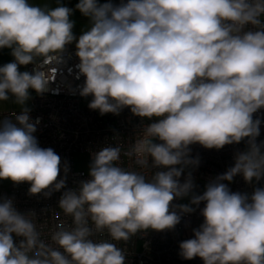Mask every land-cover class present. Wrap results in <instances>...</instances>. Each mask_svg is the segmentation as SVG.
I'll return each mask as SVG.
<instances>
[{
	"label": "clouds",
	"instance_id": "obj_1",
	"mask_svg": "<svg viewBox=\"0 0 264 264\" xmlns=\"http://www.w3.org/2000/svg\"><path fill=\"white\" fill-rule=\"evenodd\" d=\"M75 10L89 21L78 36ZM73 43L89 109L103 116L127 108L141 123L126 150L116 134L92 152L89 178L67 188L68 163L39 145L40 118L27 102L32 91H49ZM5 48L13 60L0 66V102L20 110L0 117V180L30 184L29 196L61 192L58 208L71 223L45 239L35 211L21 213L14 198L0 196V264H127L120 242L172 231L197 209L203 222L179 243L182 259L264 264V186L229 187L237 176L248 185L264 180L262 121L254 118L264 109V0H78L75 9L61 0L55 7L0 0ZM242 141L247 150L233 166L196 192L200 160L190 146ZM122 156L135 167L123 166Z\"/></svg>",
	"mask_w": 264,
	"mask_h": 264
},
{
	"label": "built area",
	"instance_id": "obj_2",
	"mask_svg": "<svg viewBox=\"0 0 264 264\" xmlns=\"http://www.w3.org/2000/svg\"><path fill=\"white\" fill-rule=\"evenodd\" d=\"M121 0H115L119 4ZM65 57L67 63L56 75V78L49 85V91L43 96L31 92L32 99L29 100L30 116L33 120L40 118L37 131L39 145L51 147L61 157L62 162L67 161L69 172L67 174V188H74L80 180L88 179V173L73 167L75 153H86L88 165L91 163V153L99 150L109 143H115L113 137L116 134L124 139L125 150L131 143L134 136V129L141 123V118L133 116L126 108L119 115L111 113L100 115L99 111L91 110L88 107L91 96L85 98L79 95L78 86L84 82V77L76 79L79 63L75 56V47H69ZM31 71L33 65L26 66ZM16 110L0 111V117L11 116L19 112ZM260 118V136L257 142L264 141V109L254 115ZM151 121L145 120L144 123ZM134 139V138H133ZM191 155L198 156L200 163L192 174L196 183L198 193L204 191L206 183L224 173L234 164V156L242 151L239 144L226 145L223 149H205L199 144L191 145ZM122 163L125 167H135L132 161L122 156ZM63 171L61 176H63ZM183 181V178H181ZM260 187L264 186V180L259 181ZM30 184L22 183L15 185L12 182L7 186L0 187V196L14 198V204L21 213L35 211L37 214L36 224L41 231L43 238L47 239L51 230L57 224H70L71 218L64 215L58 208V201L61 192L54 193L50 198H44L42 194L29 196ZM232 191L251 193L252 185H248L242 176H237L229 184ZM178 200L174 201L177 203ZM203 207V204L200 205ZM47 209L45 212L44 210ZM203 222L199 209L192 214L182 217L181 223L172 231H149L146 235L137 236L125 244L120 242L119 247L126 249L127 264H203L197 257L192 260H184L179 255V243L192 238V229ZM14 239L18 242L20 238Z\"/></svg>",
	"mask_w": 264,
	"mask_h": 264
},
{
	"label": "rangeland",
	"instance_id": "obj_3",
	"mask_svg": "<svg viewBox=\"0 0 264 264\" xmlns=\"http://www.w3.org/2000/svg\"><path fill=\"white\" fill-rule=\"evenodd\" d=\"M54 4H52L53 7L56 6V0H53ZM101 3L106 2V0H100ZM113 3H115L114 0H112ZM61 3L64 5L75 9V5L78 3V0H61ZM71 19L75 22V27L73 29L74 33L78 36L82 29L86 28L88 26V18L84 17L81 15V13L78 10H75ZM68 47H75V44L73 43L72 45H69ZM88 161V156L86 153H75L74 154V159H73V167L75 169H81L84 170L86 173H88L89 170V165L87 163ZM183 178V176L181 177ZM11 181L8 180H0V187L7 186L10 184ZM198 192L197 190H195ZM188 200H178L177 204L179 203H187Z\"/></svg>",
	"mask_w": 264,
	"mask_h": 264
},
{
	"label": "crops",
	"instance_id": "obj_4",
	"mask_svg": "<svg viewBox=\"0 0 264 264\" xmlns=\"http://www.w3.org/2000/svg\"><path fill=\"white\" fill-rule=\"evenodd\" d=\"M30 3L39 4L41 6L47 4L49 7H53V0H29ZM69 48V47H68ZM13 57L10 55V49H0V65L11 62ZM27 70L26 66H20V71ZM27 106L29 107V101L27 102ZM19 109V106L13 104L11 101L0 102V111L4 110H16Z\"/></svg>",
	"mask_w": 264,
	"mask_h": 264
},
{
	"label": "water",
	"instance_id": "obj_5",
	"mask_svg": "<svg viewBox=\"0 0 264 264\" xmlns=\"http://www.w3.org/2000/svg\"><path fill=\"white\" fill-rule=\"evenodd\" d=\"M240 147H241L242 151H246L247 150L246 141H242L240 143ZM251 185H252V188H254V187H260V183L259 182H256L255 180H253V182H252Z\"/></svg>",
	"mask_w": 264,
	"mask_h": 264
},
{
	"label": "trees",
	"instance_id": "obj_6",
	"mask_svg": "<svg viewBox=\"0 0 264 264\" xmlns=\"http://www.w3.org/2000/svg\"><path fill=\"white\" fill-rule=\"evenodd\" d=\"M115 1V0H114ZM0 66H2V65H0Z\"/></svg>",
	"mask_w": 264,
	"mask_h": 264
}]
</instances>
